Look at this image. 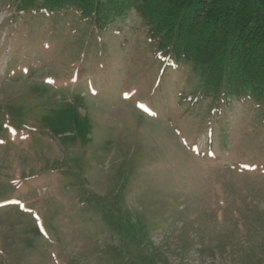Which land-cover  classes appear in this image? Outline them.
I'll return each mask as SVG.
<instances>
[{"label":"rangeland","instance_id":"obj_1","mask_svg":"<svg viewBox=\"0 0 264 264\" xmlns=\"http://www.w3.org/2000/svg\"><path fill=\"white\" fill-rule=\"evenodd\" d=\"M10 4L0 264H264V101L202 97L135 7L93 32L78 10Z\"/></svg>","mask_w":264,"mask_h":264},{"label":"trees","instance_id":"obj_2","mask_svg":"<svg viewBox=\"0 0 264 264\" xmlns=\"http://www.w3.org/2000/svg\"><path fill=\"white\" fill-rule=\"evenodd\" d=\"M19 13L79 11L101 32L135 7L164 68L182 60L203 74L202 97L264 101V0H10ZM199 94V93H198ZM196 101L200 100V95ZM209 127L208 129H211ZM212 140L200 153L213 156Z\"/></svg>","mask_w":264,"mask_h":264}]
</instances>
